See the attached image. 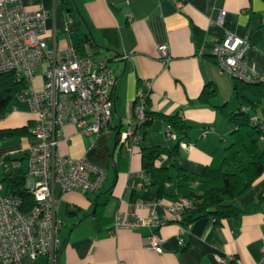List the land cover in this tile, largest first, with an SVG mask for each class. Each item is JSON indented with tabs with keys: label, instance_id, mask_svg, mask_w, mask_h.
<instances>
[{
	"label": "crops",
	"instance_id": "1",
	"mask_svg": "<svg viewBox=\"0 0 264 264\" xmlns=\"http://www.w3.org/2000/svg\"><path fill=\"white\" fill-rule=\"evenodd\" d=\"M72 1L74 17L61 0H21L30 11H47L49 47L82 46L85 55L106 60L116 77L110 129L87 136L77 125H68L58 142L57 150L62 155L86 158L106 173L97 194L76 190L61 193L56 186L64 223L58 264H259L264 245V199L259 201L264 175L243 195L227 199L242 213L220 223L204 216L185 225L174 220L168 206L189 192L202 193L205 184L200 174L208 165L219 164L231 143L234 125L220 106L234 112L240 103L235 96L234 78L216 64L217 41L228 33L247 37L250 48L245 65L264 82V0ZM222 10L226 11L224 22L218 23ZM72 31L77 32L82 44L73 45ZM160 45L169 49L167 64L159 58ZM208 83L216 87L217 95L203 102L201 93ZM42 84L43 72L39 69L37 85ZM143 94L151 119L140 130V144L129 151L118 134L135 126V110ZM16 99L17 105H10L9 113L0 120V130L32 123L31 132L35 115L27 100ZM251 113L264 125V100ZM166 116H177L190 127L188 136L175 131L187 146L168 137ZM37 143L32 132L0 141V162L7 155L24 156L21 164L27 172L28 150ZM176 143L180 145L179 155L175 159L163 157L157 163L172 177L158 196V186L143 168L142 149L173 147ZM239 159L243 167L249 162L244 154ZM0 172L1 180V166ZM31 181L27 175V186ZM137 202L153 204L136 208ZM152 208L159 225L114 229L117 211L133 219L152 216ZM153 233L162 239L161 252L147 244V237ZM181 238L184 246L180 245ZM21 264H48V259L24 256Z\"/></svg>",
	"mask_w": 264,
	"mask_h": 264
},
{
	"label": "built area",
	"instance_id": "2",
	"mask_svg": "<svg viewBox=\"0 0 264 264\" xmlns=\"http://www.w3.org/2000/svg\"><path fill=\"white\" fill-rule=\"evenodd\" d=\"M226 11H221L216 21L224 22ZM47 11H30L21 0H0V74L13 72L26 82L18 97L27 100L35 115L33 136L40 141L27 153V175L32 180L27 186L34 198L28 210L17 195L5 192L0 180V264H21L24 256L35 260L46 257L48 264H58L61 246L60 232L64 225L59 215L61 196L56 193L80 191L97 194L105 178V170L86 158H75L58 152L59 139L68 125H77L87 136H96L110 129L114 117L116 77L106 60L97 61L76 48L49 47L45 20ZM250 48L247 37L228 33L217 41L215 59L219 69L232 77L247 81L258 78L245 65V55ZM159 58L167 64L171 58L167 45L159 46ZM43 72V84L37 85L38 70ZM137 105L136 124L119 132V141L129 151L142 140L141 128L147 119L145 94ZM255 118V122H256ZM263 128L264 125L262 124ZM170 139L178 134L167 125ZM207 131H205V134ZM264 136L261 137V140ZM0 166L3 167L2 161ZM153 203H135L136 208L152 207ZM192 199L180 197L168 206L175 221L181 222ZM152 216L123 217L117 211L114 229L139 228L159 225ZM162 239L157 233L147 237V244L161 252ZM184 246V239H180ZM263 255L259 264H264ZM224 262V259H222ZM117 264H125L119 261Z\"/></svg>",
	"mask_w": 264,
	"mask_h": 264
},
{
	"label": "trees",
	"instance_id": "3",
	"mask_svg": "<svg viewBox=\"0 0 264 264\" xmlns=\"http://www.w3.org/2000/svg\"><path fill=\"white\" fill-rule=\"evenodd\" d=\"M64 7L71 14L76 15V9L72 0H61ZM76 49L83 52L82 46ZM234 91L240 108L234 112H228L225 106H220L227 120L234 125L231 133V143L224 149L219 164L208 165L200 174L205 189L202 193L189 192L185 197L192 199L193 205L186 209L182 224H191L204 216L214 217L217 223L224 218L241 215L242 210L227 199H235L246 193L252 184L264 175V145L261 146V137L264 136V128L259 119L252 117L251 111L256 112L264 100V82L259 78L247 81L239 77H233ZM26 87L24 79L19 78L13 72L0 74V120L10 111V105ZM217 95V89L211 83L205 85L201 93V101L209 102L210 98ZM151 119L147 111V119ZM167 124L172 126L173 131L182 136H188L190 127L177 116H166ZM32 123L23 127L0 130V141L16 137L30 135ZM119 135V134H118ZM180 153V145L173 147L155 146L142 149L143 168L150 174L153 184L158 186V196L164 193L167 182L172 181L166 168L157 165L163 157L175 159ZM246 155L249 162L246 166H240V155ZM24 156L13 158L10 155L2 159L5 192L17 195L23 201V208L28 210L34 203V198L27 187V172L21 162ZM235 166L230 170L231 166ZM264 199V191L259 195V201ZM184 250L186 247L183 248Z\"/></svg>",
	"mask_w": 264,
	"mask_h": 264
},
{
	"label": "water",
	"instance_id": "4",
	"mask_svg": "<svg viewBox=\"0 0 264 264\" xmlns=\"http://www.w3.org/2000/svg\"><path fill=\"white\" fill-rule=\"evenodd\" d=\"M70 38L72 40L73 45H75V46L83 43V40L80 38V36L75 31H72L70 33Z\"/></svg>",
	"mask_w": 264,
	"mask_h": 264
},
{
	"label": "rangeland",
	"instance_id": "5",
	"mask_svg": "<svg viewBox=\"0 0 264 264\" xmlns=\"http://www.w3.org/2000/svg\"><path fill=\"white\" fill-rule=\"evenodd\" d=\"M17 101H18V99H16L15 101H14V103H12L11 104V106H13V105H17ZM38 141V143H40V141L39 140H37ZM26 165H25V167H26V170H27V163H25ZM233 166V165H232ZM231 166V168H230V170H233V167ZM0 176H1V172H0Z\"/></svg>",
	"mask_w": 264,
	"mask_h": 264
}]
</instances>
